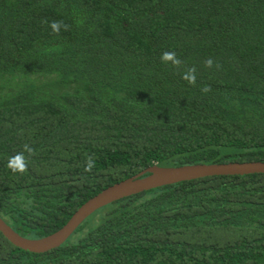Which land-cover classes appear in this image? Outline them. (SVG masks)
I'll return each instance as SVG.
<instances>
[{"label":"trees","instance_id":"trees-1","mask_svg":"<svg viewBox=\"0 0 264 264\" xmlns=\"http://www.w3.org/2000/svg\"><path fill=\"white\" fill-rule=\"evenodd\" d=\"M244 162H264V0H0V217L20 236L152 166ZM0 264H264V174L129 196L42 254L0 234Z\"/></svg>","mask_w":264,"mask_h":264},{"label":"water","instance_id":"water-1","mask_svg":"<svg viewBox=\"0 0 264 264\" xmlns=\"http://www.w3.org/2000/svg\"><path fill=\"white\" fill-rule=\"evenodd\" d=\"M252 174H264V162L197 164L180 167L152 166L107 187L87 200L61 228L48 236L39 239L24 238L12 230L1 217L0 234L16 248L33 254H42L64 244L93 213L121 199L185 181L213 176Z\"/></svg>","mask_w":264,"mask_h":264},{"label":"clouds","instance_id":"clouds-1","mask_svg":"<svg viewBox=\"0 0 264 264\" xmlns=\"http://www.w3.org/2000/svg\"><path fill=\"white\" fill-rule=\"evenodd\" d=\"M63 22H53L51 27L54 31H59L60 27L62 26ZM65 30H67V25H63ZM162 60L165 62H171L173 66L179 67L181 65V61L176 57L174 52H166L162 55ZM213 60L209 58L205 61V67H212ZM219 67V65H217ZM195 68H189L187 72L184 74L183 79L187 80L189 83H195ZM210 90L207 86H205L204 91ZM25 151L29 153V155L33 154L34 150L30 148L27 144L24 145ZM94 166V161L92 157H88V163L86 164L85 171H91L92 167ZM7 167L12 170V172H20L24 173L27 171V162L23 155V153H17L16 155L9 157Z\"/></svg>","mask_w":264,"mask_h":264}]
</instances>
